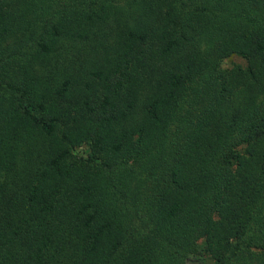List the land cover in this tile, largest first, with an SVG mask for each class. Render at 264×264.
Wrapping results in <instances>:
<instances>
[{
    "label": "trees",
    "instance_id": "1",
    "mask_svg": "<svg viewBox=\"0 0 264 264\" xmlns=\"http://www.w3.org/2000/svg\"><path fill=\"white\" fill-rule=\"evenodd\" d=\"M0 264H264V0H0Z\"/></svg>",
    "mask_w": 264,
    "mask_h": 264
},
{
    "label": "rangeland",
    "instance_id": "2",
    "mask_svg": "<svg viewBox=\"0 0 264 264\" xmlns=\"http://www.w3.org/2000/svg\"><path fill=\"white\" fill-rule=\"evenodd\" d=\"M235 64H239V65H244V62L236 57V56H231V57H227L225 58L222 63H221V67L223 68H229L231 65H235ZM77 152L80 154V152L84 153V148H82L81 150L78 149Z\"/></svg>",
    "mask_w": 264,
    "mask_h": 264
}]
</instances>
